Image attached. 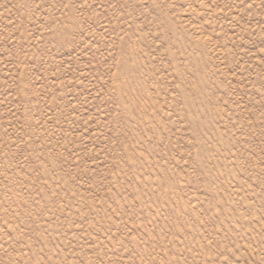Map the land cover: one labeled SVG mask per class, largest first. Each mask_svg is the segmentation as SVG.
Segmentation results:
<instances>
[{"label": "rangeland", "instance_id": "374dc122", "mask_svg": "<svg viewBox=\"0 0 264 264\" xmlns=\"http://www.w3.org/2000/svg\"><path fill=\"white\" fill-rule=\"evenodd\" d=\"M0 264H264V0H0Z\"/></svg>", "mask_w": 264, "mask_h": 264}]
</instances>
